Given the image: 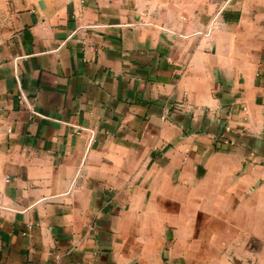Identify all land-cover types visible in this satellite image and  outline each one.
Masks as SVG:
<instances>
[{
  "label": "crops",
  "instance_id": "0c3cea01",
  "mask_svg": "<svg viewBox=\"0 0 264 264\" xmlns=\"http://www.w3.org/2000/svg\"><path fill=\"white\" fill-rule=\"evenodd\" d=\"M0 264H264V0H0Z\"/></svg>",
  "mask_w": 264,
  "mask_h": 264
}]
</instances>
